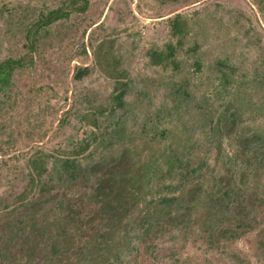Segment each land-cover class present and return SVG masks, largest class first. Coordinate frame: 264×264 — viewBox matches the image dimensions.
<instances>
[{"label":"rangeland","instance_id":"1","mask_svg":"<svg viewBox=\"0 0 264 264\" xmlns=\"http://www.w3.org/2000/svg\"><path fill=\"white\" fill-rule=\"evenodd\" d=\"M87 2L84 12L34 33L33 23L62 0H0V61L25 60L0 87V249L5 257L16 264L27 256L31 263L102 264L120 252L128 264H264V172L243 177L238 185L247 190L248 208L223 218L219 211L209 212V174L203 170L184 181L176 167L177 157L188 163L206 153L212 157L203 138L207 108L227 121L228 154L249 137L264 138V0ZM176 13L189 22L175 54L177 65H153L148 52L175 41L167 18ZM102 39L113 40L131 82L124 109L118 110L117 132L105 134L82 125L78 113L111 104V81L95 68L92 54ZM218 61L227 65L225 75ZM83 67L81 77L74 76ZM81 138L92 147L83 160L99 162L93 167L109 187L104 205L88 198L84 181L54 185L34 205H19L16 195L27 181L30 154L52 155ZM198 141L201 145L192 149ZM161 196L185 199L190 208L157 211L148 243L139 241L126 251L130 241L124 229L144 215L149 199ZM66 197H80L90 212L100 210L94 228L65 224L57 202ZM62 227L71 240L58 242L59 253L46 261Z\"/></svg>","mask_w":264,"mask_h":264},{"label":"trees","instance_id":"2","mask_svg":"<svg viewBox=\"0 0 264 264\" xmlns=\"http://www.w3.org/2000/svg\"><path fill=\"white\" fill-rule=\"evenodd\" d=\"M87 0H62L59 7L52 8L46 13L41 14L40 17L33 23L34 33L38 29L43 28L52 22L69 16L71 13L84 12L87 8ZM167 26L169 34L175 41L166 42L163 48L151 49L148 52L149 61L153 65H171L176 66L175 58L176 51L182 43V38L187 34L189 22L188 19L181 13H176L167 18ZM31 35V28L28 31L27 37ZM29 47H33L30 42ZM94 58V66L104 76L111 81V98L110 107L99 104L94 109L82 108L79 110V119L82 125L95 128L105 134L108 130L115 133L118 129V110L124 109L126 97L131 90V82L128 77L127 70L122 66L119 57L114 52V43L111 39L99 40L92 49ZM25 64L23 56L8 57L0 61V87L5 86L11 80L15 70L22 68ZM196 66H199L196 62ZM218 70L222 75H225L224 68L227 67L225 62L218 61ZM87 68L76 70L74 76L81 77ZM183 94L187 97L191 94L183 90ZM209 114L204 120L203 138L206 142V148L213 152L212 157L207 153L199 158L194 159L189 163L185 158H178L176 167L183 170L181 180L187 181L188 178L195 177L203 170L208 173L206 182L212 180L210 185V213L222 214L223 218H228L233 211L241 214L243 209L248 208L247 198L248 193L244 187L238 185L242 183L243 177H252L260 175L264 172V138L258 134L249 137L238 147L234 154H228L224 144V131L226 129L227 121L224 116H217L214 110L207 108ZM65 123L69 121L66 118ZM201 142L198 141L193 144V147H199ZM91 143L87 138H81L75 144L70 146H62V148L50 155L41 150L30 154L28 157V178L22 189L16 195L18 204L25 205L26 203L34 205L36 198L49 194L54 188V185L62 187V185H70L72 182L84 181L86 183L85 189L90 200L99 201L100 205H104L107 201L108 186L102 175H97L95 167L99 162L87 158L85 154H92ZM90 159V160H89ZM227 173L228 177L224 180V175ZM232 181V184H230ZM185 183V182H184ZM80 198V197H79ZM77 199L64 198L57 202L63 213V218L66 220L65 224L71 222L75 224L78 222L81 225L91 226L94 228V222L97 218V213L100 210H85L82 201ZM186 200L177 196H161L156 199H149L146 203L144 215L124 229V234L129 241L125 247L126 251L133 249L134 244L148 243L147 238L153 231L154 214L159 210H167L169 213H177L181 209H189L184 204ZM88 201H86L87 203ZM48 204V203H46ZM90 206V205H88ZM56 207V205H55ZM213 227V225L211 224ZM67 228H59V237L54 236L55 241L51 244L49 249L48 259L58 254V242L66 245L71 240V235ZM101 235L100 231L95 233ZM53 238V239H54ZM58 238V239H57ZM96 238V237H95ZM99 239L96 238V241ZM57 242V243H56ZM6 254L0 249V261L2 264H16L11 262L10 257H5ZM45 262H30V256H27L22 264H42ZM102 264H128L123 260L122 254L119 252L116 257H113Z\"/></svg>","mask_w":264,"mask_h":264}]
</instances>
